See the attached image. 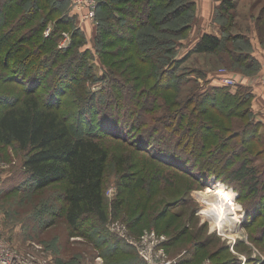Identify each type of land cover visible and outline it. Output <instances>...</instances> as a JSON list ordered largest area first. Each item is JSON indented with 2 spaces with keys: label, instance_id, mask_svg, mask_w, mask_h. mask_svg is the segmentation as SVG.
Segmentation results:
<instances>
[{
  "label": "rangeland",
  "instance_id": "rangeland-1",
  "mask_svg": "<svg viewBox=\"0 0 264 264\" xmlns=\"http://www.w3.org/2000/svg\"><path fill=\"white\" fill-rule=\"evenodd\" d=\"M67 1L66 11L77 10L80 11V15L76 16L75 24L69 30H63L62 33H66L71 41V30L74 25L75 27L82 26L85 30L88 40L83 45H85L84 49L93 55L89 63L96 77V80L86 81L85 84L90 91L95 93L102 90L107 83V79L103 80L102 60H99L95 52V42L91 37L97 30L95 27L96 10H90L87 14L88 19H83V16L86 13L88 2L93 4L95 9L97 3L96 0ZM77 1H80V6L76 5ZM232 3H234L232 10L221 12L218 7L220 0H186L179 5L181 7L177 10L181 14L176 20L165 21L158 16L161 26L160 33L154 32L151 38L160 41L164 48L170 50V53L166 52L159 58L151 57L148 61L139 60L134 57L135 52L131 49L132 43L127 45L119 37H114L115 39L111 41L106 40L109 42L108 52L110 53H107L104 58L114 72L113 74L123 85L130 87L128 90L130 94L131 92L133 96L143 94L135 100L137 109L135 106H130L133 102H128V106L121 107L119 104L116 106L122 108V111H119L122 118L126 116L125 114L129 116L124 119L128 125H133L134 122L141 125V128L137 126V129L129 126L130 134L125 136V139L134 142L136 146L120 142L117 139L119 135L114 132L106 134L105 144L109 149L111 160L106 170L104 196L108 204L118 202L120 207L117 212L121 213L118 218L109 217L105 226L111 234L129 248L131 253L129 258L138 260L140 264H146L140 258L139 252L148 246L143 243L141 247V244L144 236L151 231L159 238H164L160 247L166 258L177 260V264L185 258L186 251L201 247L198 245L200 242L205 243V247L199 248L196 258L186 264H264V189L262 188V199L260 195L252 198L245 186H240L235 182L230 183L223 175L219 176L220 179H216L214 176L216 169L211 165L207 167L211 168V171L199 172L201 177L194 178L192 173L199 174L198 166L204 167L202 163H207L210 159L190 153L188 146L185 145L186 139L182 137L187 135L186 137L191 138L199 131L197 135L201 138L196 139L200 147L199 152L201 150L202 152H213L215 148L221 147L223 142L226 143L224 152L228 153L232 159L235 157L237 162L232 163L234 160L231 159V162L228 160L222 164L223 168L235 169L240 166L239 161L243 157H248L249 167L256 170L260 184H264V152H259L260 148L264 150V124H261L262 128L257 132L258 140L256 138L248 143L250 145H246L247 142L241 137V130L246 122L243 117L237 113L226 117L214 107L209 106L206 100L201 102L200 99L198 101L194 99L207 92L208 87H220L219 85L222 84L218 80L221 77L233 78L239 82L245 78L251 79L260 70L257 68L255 73H248L245 66L232 63L233 60L230 61L227 51L222 48L215 53H189L203 33L211 32L219 36V25H226L230 35L237 37L245 35L249 38L250 47L246 50L251 51L253 57L255 54L259 56L257 52L264 55V28L259 32L256 26L260 18L264 21V0H232ZM175 7L171 4L166 11L173 10ZM91 12L94 13L93 17ZM122 19L127 20L128 17L122 15ZM56 22L57 20L51 19L44 23L45 28L40 32L41 39L47 37L48 28H50L49 34L51 33ZM37 23H41L39 19L30 20L29 24L23 26L22 34ZM62 33L55 46L58 49L61 44L68 41L67 36H63ZM237 44L243 47L241 41ZM152 45L154 44L149 46ZM1 59L3 57H0V97L7 96V93L18 95L21 87L11 80H3L9 68L3 65ZM172 59L174 61L183 59V61L179 66L170 69L171 78L167 83L161 79L160 75ZM12 68L14 74L26 73L15 62ZM18 83L22 88L30 85V81L25 79L24 75ZM42 83L44 81L41 80L38 84L39 91L42 90ZM159 83L164 88L156 89L155 84L160 85ZM64 84L70 88V83L63 82ZM41 92L44 94V89ZM149 92L155 96V99L150 102L145 94ZM63 100H69V95L64 96ZM109 107L114 108L115 104L110 103ZM4 108L3 102L0 101V112ZM130 108L135 109L132 115H129ZM109 112L111 110L103 114L105 118L99 116L95 110H88L87 113L81 114L79 119L83 126L79 132L87 130L89 123L95 125L99 131L107 129L108 127L100 121L106 120V124L108 121L113 123L112 120L116 117ZM176 113L179 114L178 117ZM193 118L194 121H200V126L188 128V122ZM133 130H137L136 132L141 130L147 135L144 141L150 143V153L140 150L146 146L141 147L144 141L138 144L134 141ZM204 136L207 137L203 141ZM165 150L182 159L173 160L179 166L170 167L165 164L166 162L161 163L156 160L157 157H164L159 153L166 154ZM151 151H154L156 155ZM153 156L156 158L154 159ZM196 157L200 159L199 163L195 161ZM23 158L24 154L15 147L0 145V229L3 237L12 247L26 252L30 251L33 245L40 246L41 249L37 255L46 264H116L128 258L124 254H118L114 258L110 257L105 260L99 253V247L97 249L93 247L92 242L95 240L90 241L81 234V229H69L63 222L56 207L60 203L57 201L52 203L50 198L38 201L42 195L38 198L36 195L33 197L30 189L32 182L22 169ZM120 158L128 160L125 164V171L120 170L121 165L117 166L116 160ZM183 163L186 166L182 165ZM132 171L134 174L137 173L135 178L127 185L120 184L124 178H126L122 180L124 182L131 179ZM189 171L192 173L190 174ZM220 183L233 193L231 203L239 207L233 209L240 217L236 219L240 223L237 233L226 231L222 227L215 228L216 224L209 218V209L200 196L201 193L204 197H211L213 192L209 190L213 191ZM19 189L21 191H18ZM255 209H257L255 216H251V222L245 226L246 213L255 212ZM107 212L111 210L107 209ZM183 230L184 235L178 238L177 235ZM97 257H101V263L95 261Z\"/></svg>",
  "mask_w": 264,
  "mask_h": 264
},
{
  "label": "trees",
  "instance_id": "trees-1",
  "mask_svg": "<svg viewBox=\"0 0 264 264\" xmlns=\"http://www.w3.org/2000/svg\"><path fill=\"white\" fill-rule=\"evenodd\" d=\"M184 1L186 0H96L95 27L97 30L91 37L92 41L95 42V52L99 60H102L103 80L107 79V83L102 90L94 93L85 84L86 81L96 80V77H94L91 63H89L93 55L84 49L85 45L83 44H86L88 39L82 26L75 27L74 25L71 30V41L67 48L60 50L55 47L62 31L69 30L76 22V15L66 11L67 0H0V57H3L1 59L3 65L9 68L3 80H11L15 85L17 83L21 87L18 95L7 93V96L0 97L3 107H5L0 112V145L15 147L24 154L22 169L32 182L31 195L33 197L36 195V198L42 195L38 201L50 198L52 203H56V201L60 203L56 206L57 210L69 229H81V234L85 238L90 239V241L95 240L92 245L96 249L99 247V253L105 260L110 257L114 258L118 254H124L125 257H128L116 264H140V262L135 261L132 257L129 258V254H131L129 248L111 234L105 226L109 217L118 218L121 213L117 212L120 207L118 202L108 204L104 196L106 170L109 160H111L105 138L108 132H114V134L119 135L116 138L120 142L134 143L125 139V136L130 134L129 126L137 129V126L141 128V125H137L135 122L133 125H128L124 119L129 116L125 114L126 116L122 118L119 113L122 108L116 106L117 104L121 107L128 106V102H133L130 106H135L137 109L135 100L139 99L138 96L143 93L133 96V93L130 94L128 91L130 87L123 85L113 74L114 72L104 58L107 53H110L108 52L109 42L106 40L111 41L119 37L127 45L132 43L131 49L135 52L134 57L139 60L148 61L151 57L159 58L166 52L170 53V50L164 48L160 41H155L151 37L154 32L160 33L161 26L158 16H161V19L165 21L176 20L181 14L177 9H180L181 6L179 5L183 4ZM177 2L178 4H175ZM171 4L177 8L166 11ZM218 7H220L219 11L221 12H229L234 8V3L232 0H220ZM122 15H126L128 19L123 20ZM32 19H39L41 23L28 28L22 34L23 26L29 24ZM51 19L57 20V22L51 33L41 39L40 32L45 28L43 25ZM219 26V36L203 33L189 53H215L219 48H222L227 51L230 61L233 60L232 63L245 66L244 68L248 69V73H255L256 69L260 68V64L251 55V51L246 50L250 47L249 38L245 35L239 37L230 35L226 25ZM256 26L259 32L263 30L264 21L262 18L256 22ZM239 41L242 42L243 47L241 44H237ZM260 43H262L261 39ZM151 44L154 45L149 46ZM181 61L183 59L169 60L167 68L162 70L161 75L159 74L161 79L168 83L171 78L170 69L179 66ZM14 62L19 64L26 73L14 74L12 68ZM23 75L25 79L30 81V85L26 88H22L21 84L18 83ZM100 79L102 80V77ZM41 80L44 83H42V90L39 91L38 84ZM63 82L70 83V88H67L65 84L63 85ZM219 86L208 87L207 92L194 99L196 101L200 99L201 102L206 100L205 102L209 106L214 107L226 117L234 115V113L243 117L246 122L245 126H242V135H240L247 142L246 145L253 142L258 137L257 132L262 128V125L255 121L251 112L253 99L251 89L239 84L234 87ZM155 88L160 90L164 87L161 84H155ZM43 89L44 94L41 92ZM145 94L146 98H149L148 102L155 99L152 92ZM66 95H69V100L64 101ZM110 103H114L115 107L110 108ZM130 109L129 115H132L135 109ZM88 110H95L103 118H105L103 114L111 110L109 114H114L113 116L116 118L112 120L113 123L108 121V124L105 123L106 120L100 121L108 127L107 129L99 131L95 125L89 123L87 130L79 132L83 126L79 119L80 115L84 112L87 113ZM175 115L179 116L178 113ZM194 120L193 118L188 122V128L200 126V121ZM168 124L171 123L168 122ZM136 131L133 130L132 133L134 134V141L138 144L144 141L147 135L141 130ZM196 133L199 134L200 132L197 131ZM197 134L192 135L191 138L186 137L187 135L182 137L186 139L185 145L188 146L190 153H196L198 157L201 155L205 159H210L209 162L202 163L204 167L198 166V173L211 171V168H207L211 165L216 169L215 172L213 171L216 179H220L219 176L223 175L228 182L245 186L252 198L260 195L262 199L261 193L264 184H260L256 170L249 167L250 159L243 157L239 161V167L232 170L227 169V171L222 164L228 160L231 162L232 158L224 152L226 143L223 142L222 146L215 148L213 152H202V150L199 152L200 147L196 139L201 137ZM206 137L204 136L202 140L204 141ZM146 142L144 141L143 146H141L146 147L140 150L150 153L151 145ZM133 145L136 146V144ZM262 151L264 152L260 148L259 152L262 153ZM151 152L154 153V151ZM153 153L151 154L153 155ZM165 153L167 155L159 153L164 157H157L156 160L161 163L166 162L165 164L170 167L177 166L178 163L173 160L181 158L168 150H165ZM124 159H115L117 166L121 165L120 170L123 171L126 170L125 164L128 163V160ZM199 160L196 157L197 163L200 162ZM232 160H234L232 163L237 162L235 157ZM220 171L223 172L220 173ZM136 174L132 171L131 179L124 182L122 181L126 179L124 178L120 184L127 185L130 180L135 178ZM192 175L194 178L201 177L200 173H192ZM56 185L58 186L55 188ZM107 209L111 210L110 215ZM256 210L246 213L245 226L251 222V216H255ZM97 233H100V236ZM184 233V230L181 231L177 235L178 238L182 237ZM262 234L263 232L261 237ZM204 244L200 242L198 245L201 247L199 248H204ZM199 248L188 251V256L182 259L180 264L192 262L196 258Z\"/></svg>",
  "mask_w": 264,
  "mask_h": 264
},
{
  "label": "built area",
  "instance_id": "built-area-1",
  "mask_svg": "<svg viewBox=\"0 0 264 264\" xmlns=\"http://www.w3.org/2000/svg\"><path fill=\"white\" fill-rule=\"evenodd\" d=\"M76 5L80 6V1L76 2ZM91 11L95 10L93 4L88 2L86 6V13L83 16V19H88L87 14ZM91 12V16L93 17ZM50 28L46 31V36L49 35ZM63 36H67V43L61 44L59 49L63 50L68 47L70 43V39L66 33H62ZM220 84L224 86L234 87L240 82L236 81L233 78L229 77H221L219 80ZM164 238H159L156 236L153 231L147 233L142 241L141 247L143 243L148 244L144 250L139 252L140 258L146 262V264H177L178 261L175 259L166 258L163 249L160 245L163 243ZM41 249L40 246L33 245V248L30 251L21 252L12 247L3 237L2 231L0 229V264H46L44 260H42L37 252ZM96 262L101 263V257H97L95 259Z\"/></svg>",
  "mask_w": 264,
  "mask_h": 264
},
{
  "label": "bare ground",
  "instance_id": "bare-ground-1",
  "mask_svg": "<svg viewBox=\"0 0 264 264\" xmlns=\"http://www.w3.org/2000/svg\"><path fill=\"white\" fill-rule=\"evenodd\" d=\"M209 192H213L211 197H204L201 193L200 196L209 209V218L216 224L215 228L222 227L226 231L237 233L240 223L236 219L240 217L233 211L238 207L231 203L234 197L233 193L221 183Z\"/></svg>",
  "mask_w": 264,
  "mask_h": 264
},
{
  "label": "crops",
  "instance_id": "crops-1",
  "mask_svg": "<svg viewBox=\"0 0 264 264\" xmlns=\"http://www.w3.org/2000/svg\"><path fill=\"white\" fill-rule=\"evenodd\" d=\"M71 13L78 17L80 15V11L77 10H74L73 12L71 11ZM257 53L259 54L260 57L257 54H255L254 57L257 59V61L260 64V70L258 71L257 75L253 76L251 79L245 78L242 79V81H239L240 82L239 85L251 89V93L253 96L251 102V112L254 115V119L256 122L264 124V55H262L259 52ZM186 254L188 255V251H186ZM187 255L185 256V258L187 257Z\"/></svg>",
  "mask_w": 264,
  "mask_h": 264
}]
</instances>
